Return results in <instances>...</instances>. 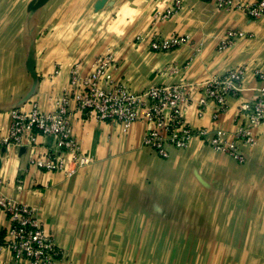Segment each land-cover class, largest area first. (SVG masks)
Listing matches in <instances>:
<instances>
[{
	"label": "crops",
	"instance_id": "crops-1",
	"mask_svg": "<svg viewBox=\"0 0 264 264\" xmlns=\"http://www.w3.org/2000/svg\"><path fill=\"white\" fill-rule=\"evenodd\" d=\"M26 2L0 0L1 136L9 108L26 110L34 102L51 110L52 96L69 85L70 68L86 74L91 59L105 51L115 59L111 75L132 92L242 66L241 89L226 96L223 109L215 112L212 101L201 114L193 104L183 107L193 127L233 130L243 121L239 103L264 84L255 74L264 70V14L251 17L211 0H182L164 19L152 14L171 0H48L25 14ZM227 28L245 35L217 50ZM172 33L188 42L148 47L153 35ZM29 55L34 74L26 66ZM68 107L71 134L90 159L71 174L29 162L49 149L46 135L0 148V195L35 208L61 250L59 264H264V122L252 129L254 144L238 143L242 161L197 136L160 157L141 144L142 121L123 129L116 120L81 116L72 101ZM8 226L0 207V235ZM13 259L0 246V264Z\"/></svg>",
	"mask_w": 264,
	"mask_h": 264
},
{
	"label": "built area",
	"instance_id": "built-area-1",
	"mask_svg": "<svg viewBox=\"0 0 264 264\" xmlns=\"http://www.w3.org/2000/svg\"><path fill=\"white\" fill-rule=\"evenodd\" d=\"M216 7L237 8L251 17L264 14V0H211ZM182 0H171L162 9L155 10L153 19H164L177 11ZM245 35L238 28H227L218 39L217 50H223L235 38ZM137 34L135 38H139ZM188 42L185 34H156L148 40L153 50H167ZM115 59L110 51L96 54L90 61V69L81 74L76 65L69 70V85L52 96L53 108L40 110L33 102L26 110L9 108L8 127L0 135V148L31 144L36 133L51 139L48 150L29 157V162L47 170H59L65 175L89 162L71 134L68 102L81 116L99 120L119 121L123 129L134 120L144 123L141 144L150 147L160 157H166L169 149L185 147L192 136L216 151L225 153L237 161L243 160L238 143L252 145L255 135L252 129L264 122V84L258 85L247 100L239 103L237 112L243 121L231 131L205 126L193 127L183 116V107L193 104L201 114L206 103H214L215 112L225 106V98L241 89L243 67L227 68L221 74H213L201 80H179L172 83L150 85L137 92L128 89L124 82L113 78L109 67ZM258 78L264 79V70L256 69ZM197 89L200 96L193 99L191 91ZM213 113V116L215 115ZM19 186V185H18ZM0 207L6 213L9 226L0 235V246L9 249L16 264H59L61 250L35 217V208L0 195Z\"/></svg>",
	"mask_w": 264,
	"mask_h": 264
},
{
	"label": "water",
	"instance_id": "water-1",
	"mask_svg": "<svg viewBox=\"0 0 264 264\" xmlns=\"http://www.w3.org/2000/svg\"><path fill=\"white\" fill-rule=\"evenodd\" d=\"M44 1L45 0H30V1H28L27 10L28 11L33 10L35 7L39 6ZM32 64H33V58H32V55H29L27 57V60H26V66H27L28 70L30 71V73L34 74Z\"/></svg>",
	"mask_w": 264,
	"mask_h": 264
},
{
	"label": "rangeland",
	"instance_id": "rangeland-1",
	"mask_svg": "<svg viewBox=\"0 0 264 264\" xmlns=\"http://www.w3.org/2000/svg\"><path fill=\"white\" fill-rule=\"evenodd\" d=\"M26 1L28 2V1H30V0H26ZM47 1H48V0H45L43 3H46ZM27 2H26V3H27ZM96 2H97V1H96ZM43 3H42V4H43ZM32 11H33V10H31V11H28V10H27V11H25V14H27V12H32Z\"/></svg>",
	"mask_w": 264,
	"mask_h": 264
}]
</instances>
